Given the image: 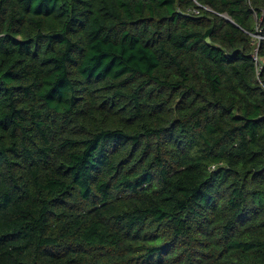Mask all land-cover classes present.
<instances>
[{"label":"trees","instance_id":"trees-1","mask_svg":"<svg viewBox=\"0 0 264 264\" xmlns=\"http://www.w3.org/2000/svg\"><path fill=\"white\" fill-rule=\"evenodd\" d=\"M0 264H264V0H0Z\"/></svg>","mask_w":264,"mask_h":264}]
</instances>
